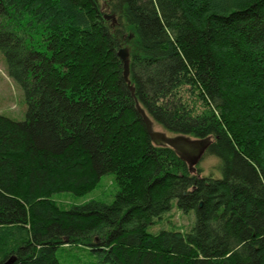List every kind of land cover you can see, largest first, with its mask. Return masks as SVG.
Wrapping results in <instances>:
<instances>
[{
	"label": "trees",
	"instance_id": "16d2710c",
	"mask_svg": "<svg viewBox=\"0 0 264 264\" xmlns=\"http://www.w3.org/2000/svg\"><path fill=\"white\" fill-rule=\"evenodd\" d=\"M102 1L0 0L27 104L23 121L0 114V264H60L67 248L101 264H264V0ZM136 102L170 135L210 137L220 176L154 146ZM106 174L110 204L53 199ZM173 200L193 226L149 233Z\"/></svg>",
	"mask_w": 264,
	"mask_h": 264
},
{
	"label": "rangeland",
	"instance_id": "374dc122",
	"mask_svg": "<svg viewBox=\"0 0 264 264\" xmlns=\"http://www.w3.org/2000/svg\"><path fill=\"white\" fill-rule=\"evenodd\" d=\"M102 5L106 6L105 0L102 1ZM105 15L110 16L107 11H105ZM26 110L27 104L24 93L22 89L8 77L5 59L0 52V114L20 122L24 120ZM153 129L155 131H163L156 123H153ZM219 162V159L215 157H206L201 160L197 168L202 171V176L210 175L214 178H218L220 176L219 170L217 169ZM117 191L118 186L115 182L114 175L106 174L101 176L98 184L92 191L82 196L64 192L55 194L53 199L64 209L83 205L89 201H100L110 204ZM194 222V211L192 210L186 214L182 213L177 207L176 200H173L170 211L149 225L148 232L151 234H155L161 230H179L187 232L193 226ZM57 257L60 264H101L98 262L95 255L90 254L87 249L81 248H67L59 251Z\"/></svg>",
	"mask_w": 264,
	"mask_h": 264
},
{
	"label": "water",
	"instance_id": "95a60500",
	"mask_svg": "<svg viewBox=\"0 0 264 264\" xmlns=\"http://www.w3.org/2000/svg\"><path fill=\"white\" fill-rule=\"evenodd\" d=\"M105 19H112L113 23L115 22L114 16L105 15ZM117 56L123 63L124 81L127 83L131 95L134 97V88L130 85V81L128 79V49H119L117 52ZM136 111L141 117L145 132L152 144L157 147H168L173 150L174 153L187 164L189 172L193 174L196 170V166L201 162L205 152L208 150L210 144L212 143V139L210 137L195 139L183 135L170 136L164 131H155L153 129V122L147 116L145 111L139 106L138 102H136ZM12 261L13 260L11 259L6 264H10L12 263Z\"/></svg>",
	"mask_w": 264,
	"mask_h": 264
}]
</instances>
